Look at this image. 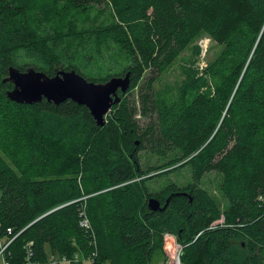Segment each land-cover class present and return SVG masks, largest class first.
I'll return each instance as SVG.
<instances>
[{
    "label": "trees",
    "instance_id": "obj_1",
    "mask_svg": "<svg viewBox=\"0 0 264 264\" xmlns=\"http://www.w3.org/2000/svg\"><path fill=\"white\" fill-rule=\"evenodd\" d=\"M55 8H107L110 19L81 32L68 21L79 55H60L53 39L33 26L26 8L0 0V240H12L0 264H44L50 255L87 256V235L78 226L82 205L91 223L96 256L91 264H148L162 236L183 247L182 264H259L264 260V0H46ZM206 36L221 48L199 71L190 61L170 89L154 84L195 40ZM117 49L113 55L109 50ZM84 52V53H83ZM114 56L120 59L119 63ZM93 60L111 63L115 75L87 78ZM74 69L88 81L104 82L130 72V87L95 125L84 106L66 101L20 105L7 99V70ZM101 69V67L99 68ZM141 85L139 107L129 93ZM152 118L140 131L134 119ZM165 163L143 170L145 149ZM66 160L71 166L64 169ZM186 168L192 182L179 189L162 212L147 209L154 196L148 181ZM220 175L216 201L199 184ZM186 190V191H184ZM85 198V199H83ZM224 224L209 229L221 216ZM11 233H7V229ZM249 243L245 255L232 241ZM31 242L32 245L27 247ZM93 250V249H92ZM3 259V260H2ZM71 264H82L78 263Z\"/></svg>",
    "mask_w": 264,
    "mask_h": 264
},
{
    "label": "rangeland",
    "instance_id": "obj_2",
    "mask_svg": "<svg viewBox=\"0 0 264 264\" xmlns=\"http://www.w3.org/2000/svg\"><path fill=\"white\" fill-rule=\"evenodd\" d=\"M16 4L23 5L29 15L30 22L33 26L43 31L45 34L49 35L55 45L56 49L59 51L60 55L72 52L73 56L80 57L79 46L71 40L70 32L68 30V21L74 20L84 34L94 26L96 23L104 22L110 19V12L107 8L90 6L86 11L70 10L64 8H55L47 4L46 0H10ZM85 36V34H84ZM195 45L201 48V54L192 58V50H185L180 57L173 63V65L165 71L156 81L154 87L156 90L170 89L175 86V84L180 83L182 80L181 68L187 62H192L194 67L201 71L207 61L212 60L214 56L219 52L220 46L215 42L211 41L206 36H200L195 40ZM113 55L117 56L118 50H109ZM84 53V52H83ZM114 56L116 61H120L118 57ZM90 65V70H81V73L87 78H95L96 73H107L115 75L119 72L111 63L101 62L100 60H93ZM101 67V69H99ZM143 88L141 85L133 89L127 96L129 103L134 104L135 108L139 107L140 94ZM135 121L137 122L140 131L146 130L149 124L152 123V118L148 116H141L139 111L135 113ZM138 158L143 170L147 171L154 169L153 173L148 176L156 175L161 173V171L156 170V168L165 161L159 158L156 154L150 151V149L145 148L138 153ZM71 166L69 160H66L64 164V169ZM153 179L148 181V188L152 194L163 193L164 199L167 197L166 193L167 186L173 184L179 189L185 188L189 185L192 180L189 171L184 168L177 172H169L163 176H153ZM220 175L216 172H211L203 176L199 187L206 191L217 203L220 213L226 209L227 204L224 197L219 191ZM186 191V190H184ZM188 195V191H186ZM155 198L154 196H150ZM224 224V216L221 214L218 220H215L209 226V229H213L217 226ZM173 245H180L176 240V237L170 233H165L162 236L160 247L157 253L153 256L148 264H167L169 262L170 253L172 252ZM233 249H238L241 255H245L249 249V243L243 239H236L232 241ZM181 246V245H180ZM170 251V252H169ZM86 256L80 257V262L82 264H91L86 261ZM3 260V259H2ZM79 262V261H78ZM77 262V263H78Z\"/></svg>",
    "mask_w": 264,
    "mask_h": 264
},
{
    "label": "water",
    "instance_id": "obj_3",
    "mask_svg": "<svg viewBox=\"0 0 264 264\" xmlns=\"http://www.w3.org/2000/svg\"><path fill=\"white\" fill-rule=\"evenodd\" d=\"M3 82L12 85V88L5 92V96L13 103L34 105L46 101L58 106L71 101L84 106L95 125L103 127L112 107L120 103L130 87V72L112 76L104 82H93L74 69L65 70L61 66L54 68L52 76L34 67L20 70L10 66ZM174 196H185L191 201V197L186 193L177 192L170 194L163 205L156 198H148L147 209L151 212H162Z\"/></svg>",
    "mask_w": 264,
    "mask_h": 264
},
{
    "label": "built area",
    "instance_id": "obj_4",
    "mask_svg": "<svg viewBox=\"0 0 264 264\" xmlns=\"http://www.w3.org/2000/svg\"><path fill=\"white\" fill-rule=\"evenodd\" d=\"M83 199H85V198H83ZM78 226L87 235V238H88L87 239V243H88L87 245H88L89 248H91V252L85 258H86V261L92 263L93 257L96 256V251H95L96 250V240H95V236H94V232H93L91 223H90L89 218H88V216L86 214L84 205H82L80 207V209L78 210ZM7 233L10 234L11 233V229L8 228L7 229ZM12 240H10V241H8L6 243H4V242H2L0 240V255L6 249V247L9 245V243ZM31 245H32V243L29 242L27 244V247H30ZM182 249H183V247L180 246V245H173L172 246V252L169 254L170 255L169 262L167 264H182L181 263ZM31 257H32V253L28 249L27 257H26V260H25L24 264H35L33 261H31ZM80 257H83V256L75 255L73 257H69V256H66V255H50L49 258L47 259V261L44 264H71V263H77L78 261H80ZM2 264H4V263H2ZM259 264H264V260L261 263H259Z\"/></svg>",
    "mask_w": 264,
    "mask_h": 264
}]
</instances>
